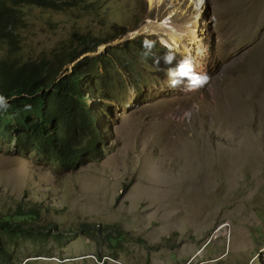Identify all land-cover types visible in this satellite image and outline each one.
<instances>
[{"label": "rangeland", "instance_id": "rangeland-1", "mask_svg": "<svg viewBox=\"0 0 264 264\" xmlns=\"http://www.w3.org/2000/svg\"><path fill=\"white\" fill-rule=\"evenodd\" d=\"M100 1L106 11L88 0L65 11L24 6L25 60L72 50L74 34L115 39L99 49L137 38L152 44L132 77L104 72L116 84L110 98L87 101L110 106L102 157L61 171L0 134V215L19 222L21 208L39 209L24 222L66 236L29 264H264V0ZM197 14L212 30L189 59L207 77L188 92L165 73V36L143 29H175L188 17L175 29L184 32L201 26ZM90 222L127 234L118 247L93 241L81 231ZM16 248L15 264L36 250L33 241Z\"/></svg>", "mask_w": 264, "mask_h": 264}, {"label": "trees", "instance_id": "trees-1", "mask_svg": "<svg viewBox=\"0 0 264 264\" xmlns=\"http://www.w3.org/2000/svg\"><path fill=\"white\" fill-rule=\"evenodd\" d=\"M80 2L83 0H0V134L16 151L36 155L49 167L61 171L79 169L103 156L105 146L97 118L102 117L104 108L96 111L87 101L91 92L103 98L112 92L113 79L104 78L100 69L112 65L116 68V62L121 63V52L129 57L136 51V47L128 50L132 41L122 51L109 47L102 54L80 59L113 38L74 34L77 46L72 50L54 51L40 61L20 56L22 31L27 26L24 6L65 11ZM92 4L108 9L107 3L100 0H88L86 6ZM77 60L72 71L66 68ZM39 211L21 208L14 214L21 219L19 222L0 215V264H15L21 255L16 247H21L23 241H33L36 249L26 254V264L32 257L46 255L44 249L50 243L64 242L65 233L24 222L27 214L36 217ZM81 231L93 241H109L112 247L120 246L127 234L115 224L93 222L82 223Z\"/></svg>", "mask_w": 264, "mask_h": 264}, {"label": "clouds", "instance_id": "clouds-1", "mask_svg": "<svg viewBox=\"0 0 264 264\" xmlns=\"http://www.w3.org/2000/svg\"><path fill=\"white\" fill-rule=\"evenodd\" d=\"M198 15L199 14H197V16ZM199 16L201 17V15H199ZM170 17H172V16L168 15V17H165V21L168 22V20H170ZM186 21H188V17H184V21H182V23H180L179 25L183 24ZM201 21H202V17H201ZM178 26H175V29H177ZM197 29H198L197 27H194V29L192 28V33L193 32H197ZM206 30H207V32L205 33L204 31H206ZM211 30H212V28L206 27V24L203 23V21L201 22V26H200V31L199 32H200V36H202V38H203L202 44H201V41L198 40V35L197 34H194V35L190 36L191 37V41H190L191 44L190 43L188 44L187 40L183 39V40L180 41V43H178L176 48L172 47L171 49H169L167 47V45L163 41L161 43L162 49L166 53L165 58L163 60V62L165 64L164 68H165L166 75L174 81V84H176L178 86H181L183 89H186L188 92H193V91L198 90L200 85H202L204 83V81L206 80L207 75H206V72H205L204 68H202V67L195 68V66L193 65L191 59H189V58H191L192 56H195L199 52V50L201 49L202 46L204 47V42L206 40L207 34H210ZM123 33L124 34L127 33V30H124ZM136 34L138 35V31L136 32ZM152 34L155 35L154 33H152ZM129 39H131V38H129ZM129 39H126V40H129ZM114 40L115 39H112L111 42L106 43V44H102V45L110 44ZM125 42H127V41H125ZM133 42L134 43L129 46L128 50L130 48H132V47H136V56H135V58H133L132 56L124 57L126 52H125V54H122V52H121V56H122L121 63L116 62V68H114L113 65H112L110 67L106 66V67H103L102 69H100L103 72V77H104V72L105 71H110V70H113V69H116L117 72L120 73V74L123 73V71H124L125 73H127L128 77H132L131 73L133 71V68H137V65H138L137 57H141V58H143L145 60H150L151 59V56L149 54H147V51H148L149 47L152 46V44L148 41V39H144V38H140L139 39V38H137V39H133ZM196 43L199 44V45L201 44V46L197 47ZM102 45H100V46H102ZM99 47L97 48L96 52L85 54L80 59L84 58L85 56H96V55L102 54L110 46L108 48L104 47L103 49H99ZM188 47L191 48V54L190 55L184 53V51H186V48H188ZM110 48L118 50V51H122V49H124V44H122V45L118 44L115 47H110ZM97 51L99 53H97ZM179 54H181L183 56V58H186V60H184L183 58H176V59L173 58L174 55H179ZM180 59H182V62L184 64H188V66H186L184 68H181V65H180V62H179ZM78 61L79 60H77L73 64L75 65ZM127 62H130V64H127ZM74 65H73V67H74ZM73 67L70 69V71L73 70ZM187 72L193 78L188 76ZM194 81H195V84H194ZM137 90L141 91V89H139V88H137ZM92 91H95V90H92ZM115 91H116V84H115V81L113 79V88H112L111 94H113ZM111 94H108L106 97L103 98V97H100L98 95V93L95 92V94H94V93L91 92L90 99L93 96L95 97V95H97L99 98H102V99L105 100L106 98H110ZM2 101H3V98L0 97V102H2ZM125 105L126 104H122V107L125 106ZM90 106H93V105H90ZM100 107H103L104 111H103L102 117L97 118L98 119V123L97 124H98V127H99L100 135L103 136V140H104V133L102 132V129H100V127H102V125L104 124V120L107 119L106 116L110 115V106H108L107 104H105V102H103L102 105L96 106L95 110L97 111V109H100ZM95 119L96 118H94V120ZM95 124H96V120H95ZM104 146H105V150H106L107 143H106L105 140H104ZM105 150H104V152H105Z\"/></svg>", "mask_w": 264, "mask_h": 264}, {"label": "bare ground", "instance_id": "bare-ground-1", "mask_svg": "<svg viewBox=\"0 0 264 264\" xmlns=\"http://www.w3.org/2000/svg\"><path fill=\"white\" fill-rule=\"evenodd\" d=\"M149 3H153L156 1H160V0H148ZM166 22V21H164ZM159 24V23H158ZM195 25L197 26L198 29H200V24L199 21L197 20ZM195 25H191L189 24L188 26L184 27V32L183 31H179V30H175L174 28H172V25L170 24L169 26H156L153 23H150V25L148 27H146L144 30V32L146 33H151V32H157L158 34H162L163 36H165V39L161 38L162 41H164L168 46L169 49H171L172 47L176 48V46L178 45V43H180L181 40H187L188 44L191 41V35L197 34L198 35V40L201 41V44L203 42V38L202 36H200L199 31L197 32H193L192 33V28L195 27ZM190 26V27H189ZM156 35V34H155ZM161 36V35H160ZM131 39L127 40L130 41ZM132 42V41H131ZM128 43V42H127ZM191 44V43H190ZM201 44H197V47H200ZM204 47L202 46L201 49H203ZM191 48L188 47L186 48V52L190 53ZM104 101V99H103Z\"/></svg>", "mask_w": 264, "mask_h": 264}]
</instances>
